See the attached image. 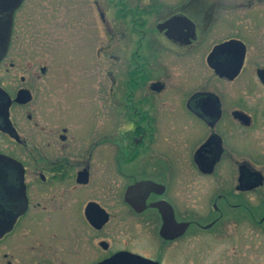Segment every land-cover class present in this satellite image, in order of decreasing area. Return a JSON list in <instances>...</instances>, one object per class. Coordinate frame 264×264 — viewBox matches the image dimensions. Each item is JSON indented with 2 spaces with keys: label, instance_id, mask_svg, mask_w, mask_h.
Returning <instances> with one entry per match:
<instances>
[{
  "label": "flooded vegetation",
  "instance_id": "1",
  "mask_svg": "<svg viewBox=\"0 0 264 264\" xmlns=\"http://www.w3.org/2000/svg\"><path fill=\"white\" fill-rule=\"evenodd\" d=\"M105 1L0 0V264H264V0Z\"/></svg>",
  "mask_w": 264,
  "mask_h": 264
},
{
  "label": "rangeland",
  "instance_id": "2",
  "mask_svg": "<svg viewBox=\"0 0 264 264\" xmlns=\"http://www.w3.org/2000/svg\"><path fill=\"white\" fill-rule=\"evenodd\" d=\"M216 6L218 5H221L222 9H228L229 5H231V8L230 10H241V3H242V0H216ZM212 4V3H211ZM236 5H238V8L236 7ZM105 6L108 8V10H113V9H117V5H114L112 6L111 2H108L107 0L105 1ZM237 14L238 18L237 20L239 21L241 18H240V13H235ZM109 15H111L109 13ZM34 19V23L33 25H36V21H35V18ZM43 25H50V23H48V21L46 20L45 23ZM90 25V24H89ZM49 227H52V226H49ZM53 227H55L56 229H61L62 232H56L57 235L59 237L63 236H67L68 234V228H69V223L67 221H64V222H59L57 223V225H54ZM37 228V227H35ZM38 228L42 229L40 234L37 236V231L34 233L33 231H28L26 230V237L24 238L25 239V247H24V256L22 255V249L18 246L17 242L18 240H15V248H13L14 250V253H15V256L18 257V261H16V264H22L21 263V258H24L26 260V263L25 264H39V263H36L34 261H32L31 259H33L35 256H36V252H35V248L34 247H37V249H41V246H39V242H42V241H49V240H53L54 243H58L60 241V238L57 239L56 236L54 237L53 236V233L49 232V230H46L43 228H48V226H39ZM38 230V229H37ZM40 237V238H39ZM42 237H45V238H42ZM190 241H188L189 243ZM60 245V243H58ZM43 248V247H42ZM210 259V258H209ZM31 260V261H30ZM254 263L258 262L259 259L255 258L252 260ZM251 260H249V264H253ZM41 264H47V262H42Z\"/></svg>",
  "mask_w": 264,
  "mask_h": 264
},
{
  "label": "water",
  "instance_id": "3",
  "mask_svg": "<svg viewBox=\"0 0 264 264\" xmlns=\"http://www.w3.org/2000/svg\"><path fill=\"white\" fill-rule=\"evenodd\" d=\"M5 1L7 2L8 0H5ZM6 25H7V21L5 19L0 24V30L2 33H4V29ZM9 26H10V23H9ZM0 41H2V35L0 36ZM2 44H3V41L0 43V47L2 46ZM12 224L13 223H10L9 225H3L2 227H0V236H2L8 229H10L12 227ZM101 264H155V263L142 259L141 257L136 256V255L119 254V255L113 256L112 258L105 260Z\"/></svg>",
  "mask_w": 264,
  "mask_h": 264
}]
</instances>
